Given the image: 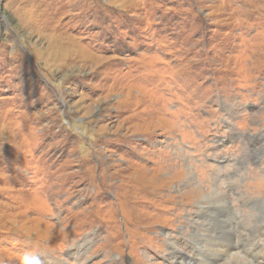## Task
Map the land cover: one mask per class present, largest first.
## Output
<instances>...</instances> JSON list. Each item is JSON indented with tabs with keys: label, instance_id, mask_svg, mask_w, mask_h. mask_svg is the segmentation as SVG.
<instances>
[{
	"label": "rangeland",
	"instance_id": "rangeland-1",
	"mask_svg": "<svg viewBox=\"0 0 264 264\" xmlns=\"http://www.w3.org/2000/svg\"><path fill=\"white\" fill-rule=\"evenodd\" d=\"M263 208L264 0H0V264H204L211 210L264 264Z\"/></svg>",
	"mask_w": 264,
	"mask_h": 264
},
{
	"label": "bare ground",
	"instance_id": "bare-ground-1",
	"mask_svg": "<svg viewBox=\"0 0 264 264\" xmlns=\"http://www.w3.org/2000/svg\"><path fill=\"white\" fill-rule=\"evenodd\" d=\"M193 177V176H192ZM194 178V184L195 185H197V187H199L200 189H204V187L199 183V184H196V183H198L196 180V177H193ZM199 185V186H198ZM205 190V189H204ZM208 189H206L205 191H207ZM203 198H204V200H206V201H208V202H210V204L212 203V204H214V205H217L216 204V202L218 201V200H221V202H220V205L222 206H224V207H222V208H229L230 206H229V203L224 199V197L223 196H221L218 192H216V191H214V190H211L210 192L208 191L204 196H203ZM257 204H259V202L257 201L256 203H255V206H257ZM229 206V207H228ZM205 207V206H204ZM219 207V206H218ZM218 207H216V208H218ZM262 207V206H261ZM210 209V208H209ZM264 209V208H263ZM230 210V209H229ZM262 210V209H261ZM214 214H215V218H214V220H215V222L216 223H214V226H217V227H219L220 228V231H219V233L217 234L218 236H214V235H209V236H207V237H199V239L198 240H196L194 243H193V246H192V248H193V250L195 251V249L197 248V250H198V253H196V255L198 254L200 257H201V259H202V263H204V264H213L212 262H214V259L216 258V257H220V254H222V252H221V249L219 248V247H224L225 245H223V244H221V241L225 238V236H226V234H227V231H229L228 230V223H226V222H228V217H224L223 215H222V213H218V212H214L213 210H211ZM236 211V210H235ZM233 212L232 211V216H233V218H234V215L233 214H235L236 212ZM259 212V211H258ZM252 217V216H251ZM243 219V218H242ZM227 220V221H226ZM217 227L215 228V230L217 231ZM222 229L224 230V233L222 234ZM196 234V233H195ZM201 236V235H200ZM194 237V236H193ZM194 239V238H193ZM218 241V244H216V242ZM242 242V241H241ZM243 243V242H242ZM241 243V244H242ZM235 244V243H234ZM172 245V244H171ZM252 245V244H251ZM254 245V244H253ZM226 249V248H225ZM177 250H180V249H177ZM176 250H174V252H175ZM251 251V250H250ZM226 253H230V252H226ZM180 255L181 254H178V252L177 253H173L172 254V257L170 258L171 259V261L169 262V263H167V264H182V261L180 260ZM191 255V254H190ZM197 255V256H198ZM250 255V254H249ZM183 255H181V257H182ZM212 256H215V258L214 257H212ZM225 257V256H224ZM188 258V257H187ZM190 261H192V259H190V258H188ZM213 260V261H209V260ZM234 259V258H233ZM217 260V259H216ZM230 260H232V259H230ZM174 261H178L177 263H174ZM186 262V264H187V261H185ZM184 262V263H185ZM190 262H188V264H189ZM192 263H193V261H192ZM223 263V262H222ZM229 264V263H228ZM233 264H246V262H245V260L243 259H236V261H234L233 260ZM251 264V263H250ZM259 264V263H258Z\"/></svg>",
	"mask_w": 264,
	"mask_h": 264
}]
</instances>
